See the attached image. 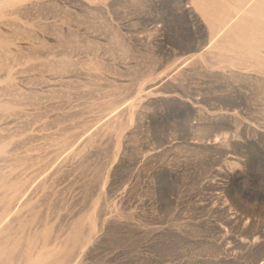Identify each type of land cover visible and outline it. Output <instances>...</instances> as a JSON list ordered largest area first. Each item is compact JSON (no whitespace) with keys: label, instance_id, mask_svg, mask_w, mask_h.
Segmentation results:
<instances>
[{"label":"rangeland","instance_id":"obj_1","mask_svg":"<svg viewBox=\"0 0 264 264\" xmlns=\"http://www.w3.org/2000/svg\"><path fill=\"white\" fill-rule=\"evenodd\" d=\"M206 12L0 0V264H264V44Z\"/></svg>","mask_w":264,"mask_h":264},{"label":"bare ground","instance_id":"obj_2","mask_svg":"<svg viewBox=\"0 0 264 264\" xmlns=\"http://www.w3.org/2000/svg\"><path fill=\"white\" fill-rule=\"evenodd\" d=\"M195 2L204 12L216 11V13H219L220 19L222 17L225 22V26H230L231 29L237 31L235 32L236 34L239 32L238 36L241 34L245 39L247 38L246 40L250 39L253 43L263 42L262 44H264V0H195ZM213 13L214 12H212V14ZM216 16L217 14H215V17ZM221 27L218 26V30L219 28L221 29Z\"/></svg>","mask_w":264,"mask_h":264}]
</instances>
